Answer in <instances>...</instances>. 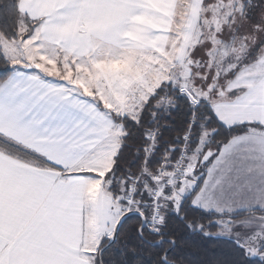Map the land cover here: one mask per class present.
I'll list each match as a JSON object with an SVG mask.
<instances>
[{
	"label": "snow or ice",
	"instance_id": "snow-or-ice-1",
	"mask_svg": "<svg viewBox=\"0 0 264 264\" xmlns=\"http://www.w3.org/2000/svg\"><path fill=\"white\" fill-rule=\"evenodd\" d=\"M0 264H264V0H0Z\"/></svg>",
	"mask_w": 264,
	"mask_h": 264
},
{
	"label": "trees",
	"instance_id": "trees-1",
	"mask_svg": "<svg viewBox=\"0 0 264 264\" xmlns=\"http://www.w3.org/2000/svg\"><path fill=\"white\" fill-rule=\"evenodd\" d=\"M184 117H183V114L182 112L180 113H177L176 117H175V120H176V127L179 128L182 126V121H183ZM171 135H175V132H167L165 133V136H171ZM193 215L194 216H199V213L198 212H193ZM205 223H207V220H204Z\"/></svg>",
	"mask_w": 264,
	"mask_h": 264
}]
</instances>
